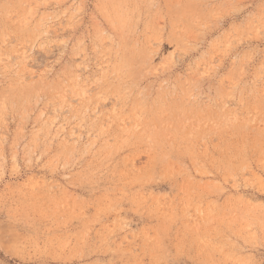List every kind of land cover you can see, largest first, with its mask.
<instances>
[{
  "label": "rangeland",
  "instance_id": "obj_1",
  "mask_svg": "<svg viewBox=\"0 0 264 264\" xmlns=\"http://www.w3.org/2000/svg\"><path fill=\"white\" fill-rule=\"evenodd\" d=\"M0 264H264V0H0Z\"/></svg>",
  "mask_w": 264,
  "mask_h": 264
}]
</instances>
